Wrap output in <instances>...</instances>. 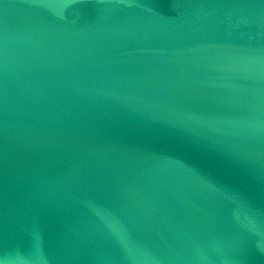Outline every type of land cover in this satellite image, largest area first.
<instances>
[{"label":"water","instance_id":"95a60500","mask_svg":"<svg viewBox=\"0 0 264 264\" xmlns=\"http://www.w3.org/2000/svg\"><path fill=\"white\" fill-rule=\"evenodd\" d=\"M0 264H264V0H0Z\"/></svg>","mask_w":264,"mask_h":264}]
</instances>
